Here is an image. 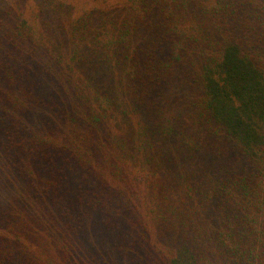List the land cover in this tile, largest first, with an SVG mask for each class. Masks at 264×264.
Masks as SVG:
<instances>
[{"label": "trees", "instance_id": "1", "mask_svg": "<svg viewBox=\"0 0 264 264\" xmlns=\"http://www.w3.org/2000/svg\"><path fill=\"white\" fill-rule=\"evenodd\" d=\"M0 264H264V0H0Z\"/></svg>", "mask_w": 264, "mask_h": 264}]
</instances>
